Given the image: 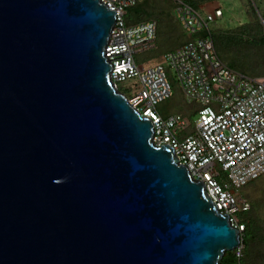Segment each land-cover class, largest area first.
<instances>
[{"label": "water", "instance_id": "water-1", "mask_svg": "<svg viewBox=\"0 0 264 264\" xmlns=\"http://www.w3.org/2000/svg\"><path fill=\"white\" fill-rule=\"evenodd\" d=\"M115 17L0 0V264H219L241 242L113 87Z\"/></svg>", "mask_w": 264, "mask_h": 264}, {"label": "built area", "instance_id": "built-area-1", "mask_svg": "<svg viewBox=\"0 0 264 264\" xmlns=\"http://www.w3.org/2000/svg\"><path fill=\"white\" fill-rule=\"evenodd\" d=\"M141 1L99 0L116 14L105 47L111 83L121 90V84L135 81L124 92L129 104L152 122V142L172 148L193 180L205 186L219 213L238 230L241 242L232 252L240 261L244 225L239 214L247 212L250 203L239 191L264 175V76L238 73L219 58L211 26L223 17L220 7L199 11L181 0L175 2L174 15L188 40L166 52L162 63H138L135 57L154 49L157 37L153 19L125 22L128 9ZM168 71L176 75L196 119L158 111L157 106L173 96Z\"/></svg>", "mask_w": 264, "mask_h": 264}, {"label": "rangeland", "instance_id": "rangeland-1", "mask_svg": "<svg viewBox=\"0 0 264 264\" xmlns=\"http://www.w3.org/2000/svg\"><path fill=\"white\" fill-rule=\"evenodd\" d=\"M177 1L178 0H148L150 4L146 5V15L137 19L136 15L133 13L132 20L134 19L142 22V20L153 19L157 22V37L154 49L137 55L135 59L138 63L143 62L145 65L162 63L163 56L167 51L177 48V46L187 40L188 36L183 31L174 15L175 2ZM217 7L222 9L223 17L211 26V31L216 36L238 35L242 37L243 41H247L259 35V32L255 29L256 27H254L256 21H260L261 25L264 27V24L261 21V19H264V0H213L202 2L199 8L205 9V11L209 12ZM254 50L253 56H255ZM216 52H218L222 61L227 64V56L225 57L218 50ZM227 58L230 62L232 61L229 53ZM235 66L238 73L240 72L241 74L252 78L262 77V75H256L253 73L252 66L249 63L244 65H238L236 63ZM168 75L173 90V96L165 103L158 105V111L161 114L175 112L188 116L192 109L190 108L188 110L186 107H183L191 106L185 103L182 89L178 83L176 75L172 71H168ZM134 82L135 81L131 80L121 84V91L128 93L129 87L133 86ZM191 118L196 119L197 114H194ZM252 182V184L250 183L251 185L249 184L248 186L243 187V189L239 191V194L248 200L250 203V209L260 216V219L264 224V175Z\"/></svg>", "mask_w": 264, "mask_h": 264}, {"label": "trees", "instance_id": "trees-1", "mask_svg": "<svg viewBox=\"0 0 264 264\" xmlns=\"http://www.w3.org/2000/svg\"><path fill=\"white\" fill-rule=\"evenodd\" d=\"M142 1H141L142 3L140 2L136 6L128 9L124 18L127 24H135L141 22L131 19L133 13L136 15L137 19L147 14L145 8H147L146 5H149L150 3L148 2V0H142ZM181 1L188 4L189 6H191L196 10L205 11V9L199 8L200 4L202 2H208L213 0H181ZM252 10L254 11L253 8ZM147 20H151V19H147ZM254 27H256L255 29L259 32L258 33L259 35L247 41H243L242 37L238 35L216 36L215 34L212 33L213 42H214L213 46H215L216 51L217 50L220 51L221 54H223L225 57L226 56L228 57V53H229L232 60L230 62L226 57V62H227L226 65L229 68L236 71V66H235L236 63L238 65L239 64L244 65L249 63L252 66L254 74L264 76V32H263L264 27L263 25H261L260 21H256V25H254ZM187 40H185L179 46L183 45ZM173 49L169 51H172ZM253 50L255 56H253ZM119 91L124 94V92H122L121 90ZM183 107H186V109L188 110L190 108L192 109V107H187V106H183ZM194 113L195 111L191 110V113L188 115V117L191 118L194 115ZM168 114L170 113H164L162 115L167 116ZM250 183L252 184L253 182ZM239 219H240V223L244 225L243 243H242L243 256L239 261L236 258L234 252H226L219 264H264V224L261 221L260 216H258V214L255 211L250 209L247 212L240 213Z\"/></svg>", "mask_w": 264, "mask_h": 264}]
</instances>
